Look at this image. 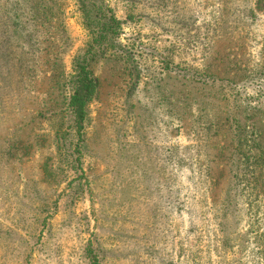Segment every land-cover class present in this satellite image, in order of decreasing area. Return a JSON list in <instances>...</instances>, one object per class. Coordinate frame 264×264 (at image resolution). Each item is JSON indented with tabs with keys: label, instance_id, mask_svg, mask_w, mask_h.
<instances>
[{
	"label": "rangeland",
	"instance_id": "obj_1",
	"mask_svg": "<svg viewBox=\"0 0 264 264\" xmlns=\"http://www.w3.org/2000/svg\"><path fill=\"white\" fill-rule=\"evenodd\" d=\"M99 1L0 0V264H264V0Z\"/></svg>",
	"mask_w": 264,
	"mask_h": 264
},
{
	"label": "trees",
	"instance_id": "obj_2",
	"mask_svg": "<svg viewBox=\"0 0 264 264\" xmlns=\"http://www.w3.org/2000/svg\"><path fill=\"white\" fill-rule=\"evenodd\" d=\"M81 5V9L84 13V20L86 26L91 30H96L98 36L94 39V43L97 45L103 44L104 40L109 35L119 34V24L114 16L112 10L104 5L99 0H78ZM104 38V39H103ZM78 73L75 76V88L74 94L70 99L69 106L73 110L74 116L78 124L83 127V123L86 119L87 106L96 94L97 83L94 77L88 71L86 62L79 64ZM263 150V149H262ZM248 158L247 161H250ZM256 160L264 162V153ZM251 164H249V167ZM251 183L254 181V185H258L259 179L253 172ZM250 181V180H249Z\"/></svg>",
	"mask_w": 264,
	"mask_h": 264
}]
</instances>
